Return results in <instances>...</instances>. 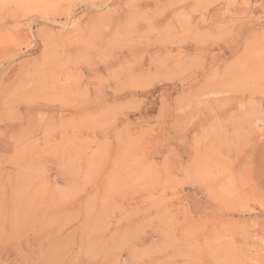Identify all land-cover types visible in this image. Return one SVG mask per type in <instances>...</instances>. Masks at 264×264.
Returning <instances> with one entry per match:
<instances>
[{"label":"rangeland","instance_id":"1","mask_svg":"<svg viewBox=\"0 0 264 264\" xmlns=\"http://www.w3.org/2000/svg\"><path fill=\"white\" fill-rule=\"evenodd\" d=\"M262 52L264 0H0V264H264Z\"/></svg>","mask_w":264,"mask_h":264},{"label":"bare ground","instance_id":"2","mask_svg":"<svg viewBox=\"0 0 264 264\" xmlns=\"http://www.w3.org/2000/svg\"><path fill=\"white\" fill-rule=\"evenodd\" d=\"M202 39V38H201ZM250 42V41H249ZM252 43V42H251ZM248 44V43H247ZM251 47L253 48V45H251ZM251 47L250 46H248L247 48H246V52L244 53V60H249L250 59V57L252 56V50H251ZM257 50V49H256ZM263 51V50H262ZM254 52V51H253ZM262 53H264V52H262ZM258 55H260V54H258ZM254 56H255V54H254ZM263 56H264V54H263ZM257 58V57H256ZM243 61V60H242ZM246 62V61H245ZM243 63V62H242ZM260 63V62H259ZM184 64H185V62H184ZM241 64V63H240ZM239 64V65H240ZM247 65V64H246ZM260 64H258V66H259ZM241 67V66H240ZM243 67V66H242ZM260 67V66H259ZM259 67L257 68V70H259ZM246 68V66H244V68L243 69H245ZM263 68V67H262ZM260 69L257 73H256V75H255V77L256 76H263L264 75V68L263 69ZM242 70V69H241ZM246 70V69H245ZM248 70V69H247ZM246 70V71H247ZM256 70V69H255ZM255 72V71H254ZM253 73V72H252ZM230 75V74H229ZM249 75H251L250 76V78L249 79H252L251 77L253 76L252 74H249ZM58 77V76H57ZM229 77V76H228ZM254 78V77H253ZM193 81V80H192ZM233 82H237V83H239L238 82V80L236 79V81H233ZM232 82V83H233ZM220 83V82H219ZM235 83H233L234 85H237V84H235ZM222 84V83H221ZM209 85V84H208ZM207 85V86H208ZM223 85V84H222ZM227 85V84H226ZM225 85V86H226ZM213 86V85H212ZM217 86V85H216ZM225 86H224V88H225ZM190 87V86H189ZM204 87H206V84H205V86ZM210 87H211V85H210ZM221 87V86H220ZM236 87V86H235ZM208 88V87H207ZM206 88V89H207ZM217 88H219V87H217ZM234 88V87H233ZM202 89V88H201ZM200 89V90H201ZM205 89V88H204ZM211 90V89H210ZM218 90V89H217ZM230 90H232V89H230ZM207 91H208V89H207ZM221 91V90H220ZM205 92V91H204ZM222 92V91H221ZM212 93H220V92H215V90H214V92L212 91ZM223 93V92H222ZM257 120V119H256ZM257 122V121H256ZM201 168V167H200ZM196 170H197V168H195ZM206 171V170H205ZM192 172V171H191ZM203 172V171H202ZM199 173V172H198ZM188 174V173H187ZM199 174H201V173H199ZM203 175V174H202ZM204 175H205V173H204ZM200 176V175H199ZM191 177V176H190ZM190 180V179H189ZM89 202H87V204H88ZM88 206H89V204H88ZM87 209H88V207H86ZM90 210H88V212H89ZM87 212V214H85L84 216L83 215H81V216H77V218L76 219H74L73 220V222L74 221H77V220H81V219H83L84 220V225L82 226V230L79 232L80 234H81V243H82V249L84 250V251H86L85 252V254H86V256L89 254V253H92L91 252V250L93 249V246H91L90 245V242H91V240H94L95 238H100V237H103V238H105V237H107L108 235H109V233H110V226H108V223L110 222L109 220H107V221H105L106 219H108V217L105 219V217L104 216H101L100 214H94V213H88ZM58 219V218H57ZM106 223L105 225H104V227H101L100 225H101V223ZM113 229V228H112ZM126 233V232H125ZM123 234V233H122ZM121 235V234H120ZM119 234L118 235H116V236H114V235H112L111 236V238L110 239H108V240H104V241H102L101 242V245H99V247L97 248V250H96V252L98 251V254H103L104 256H105V264H120V263H118L117 261V257H116V253H115V251L113 250V242H115L119 237L118 236H120ZM125 237H122V239H124ZM121 239V240H122ZM127 240V239H126ZM85 243V244H84ZM121 243V242H120ZM120 245V244H119ZM96 249V248H95ZM115 249V248H114ZM117 251V250H116ZM47 256V255H46ZM89 259V261H93L94 259H95V257H93V258H88ZM52 261V262H51ZM120 261V260H119ZM51 262V264H56L55 263V260H47V261H42L41 263H46V264H49ZM124 264V263H123Z\"/></svg>","mask_w":264,"mask_h":264},{"label":"crops","instance_id":"3","mask_svg":"<svg viewBox=\"0 0 264 264\" xmlns=\"http://www.w3.org/2000/svg\"><path fill=\"white\" fill-rule=\"evenodd\" d=\"M99 91H100V89H99Z\"/></svg>","mask_w":264,"mask_h":264}]
</instances>
